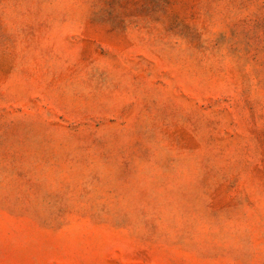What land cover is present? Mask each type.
<instances>
[{
	"label": "rangeland",
	"instance_id": "1",
	"mask_svg": "<svg viewBox=\"0 0 264 264\" xmlns=\"http://www.w3.org/2000/svg\"><path fill=\"white\" fill-rule=\"evenodd\" d=\"M0 264H264V0H0Z\"/></svg>",
	"mask_w": 264,
	"mask_h": 264
}]
</instances>
